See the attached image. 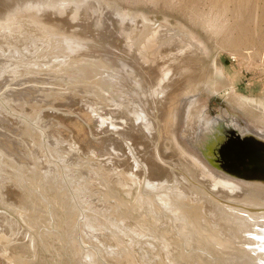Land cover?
<instances>
[{"label":"bare ground","instance_id":"bare-ground-1","mask_svg":"<svg viewBox=\"0 0 264 264\" xmlns=\"http://www.w3.org/2000/svg\"><path fill=\"white\" fill-rule=\"evenodd\" d=\"M223 9L226 10L227 6ZM214 20H208L207 27L215 36H219L228 25L226 21L217 24L214 23ZM118 22L120 23V20H117V24L112 26V31L105 35L102 33L94 34L92 30H72L69 33L76 36L75 41L74 36L65 35L67 34L65 31L62 35L67 36L68 41H74V45L64 46L66 49H60L56 59L50 60V64L66 60L64 63L73 62L80 67L77 70L73 69L72 75L65 76L67 83L72 79H77L73 83L75 81H79V84L80 82L83 83L81 79H84V72L86 73L84 77L86 75L91 77V80H89L91 82L87 83L90 87L85 88L82 84L83 88L74 92L79 94L81 99L78 97L71 99L46 98L42 101L45 102L44 107H48L52 112L57 111L56 114L59 112L58 115L53 113L55 116L49 114L47 117L49 121L45 122L44 126L50 130L52 129L51 125L54 123L57 130L66 131L68 135V138L65 139L62 133L59 135L52 133L51 130L48 132L49 135L52 133L51 137L54 141L62 144V149L56 145H52V147H58L60 151L69 156L68 158H64V155L58 157L64 166H70L81 173L80 177L71 178L74 181V183L72 182L74 191L79 193V190L84 189L85 197H94V202L91 204H94V208L100 215H118L120 219H124L126 214L134 208L144 209L142 204L145 203L144 205L150 210V212L146 211L151 218V222L158 224L160 217L157 209L161 207L174 220L172 222L170 217L167 216L172 225L171 229L176 231L174 227L180 228L179 231H176V237L181 251H188L187 254L190 255L193 246L196 252L199 251L201 256H205L204 251L211 253L217 249V253L213 255L214 261L210 262L211 264H264V183L254 180H238L219 169V166L215 163L214 145L220 137L214 134L216 123L212 120L204 118L199 124L201 126H197L196 123H189L191 131L188 134L192 132L191 144L196 150L200 151V156H198L200 160L210 163L223 178L209 172L203 167V164L187 153L178 144L171 131V119L174 118L178 106L187 94L201 83L196 77L200 68L197 67L196 61H193L196 56L195 50L191 48L193 46L192 41L188 36L173 30L176 38L161 33V48L159 49L156 48L159 45L158 37L160 35L158 33L147 34L144 38L137 39L136 44L132 46V40H129L132 37H129L131 34L124 31V28L129 27L130 23L125 22V26H122ZM53 33L58 37V41L60 38L59 33ZM165 37H171V39L168 41L164 39ZM154 42L156 45H154ZM56 43L58 44V42ZM187 58L192 61L184 62L188 60ZM81 59L92 60L98 67H88L92 70L88 71L80 65L79 61ZM261 67L264 66L261 65ZM25 71H19L18 75L26 74ZM54 72L57 73L55 70ZM102 75H107L109 80L103 79ZM30 76L35 78L39 75L36 73ZM6 77L10 80L9 76L6 75ZM37 78L43 79V77ZM47 83L51 87V81ZM57 87L59 88L56 85L53 89L60 91L61 88L55 89ZM101 87L105 89V93ZM35 88L37 89L39 86H35ZM72 93L73 91L69 92V94ZM10 94L16 100L7 99V103H12L20 110V113L26 111L29 115H34L40 111L45 112L42 105H32L33 95L29 92L27 94L20 93L19 95ZM64 108L69 112L78 110L84 116V120L80 119L78 115L60 111ZM7 121L11 123L12 132L5 134L7 128L3 129L0 125V134L7 135L6 138H0V151L4 152L11 160V164H9L12 168L8 166V169H17L18 171L15 170V172L20 173L21 177H25L28 182L31 180V175L42 171L43 177L39 178V184L35 183L37 191H43V184L50 187L49 183H52L46 174V170L58 169L59 166L51 164L52 160L46 163L47 160L44 154L27 142V138L31 137L29 126L24 125V127H21L20 125L23 124L18 120L11 118L10 121L2 115L0 116V123ZM77 124H80V126L78 125V127ZM231 125L233 127L230 128L231 132L241 137L251 136L264 142V132L260 135L249 131L240 122H232ZM76 127L81 129L79 139L82 138L85 141L77 148L72 143ZM217 130L219 129L217 128ZM166 142L174 146L164 148ZM100 146H103L105 150H100ZM79 152H82V154L87 152L92 159L80 158ZM1 154L0 167L1 159H4ZM38 154V157L42 159L40 162L38 161ZM4 170L0 169V177ZM31 171L32 174H30ZM153 175L154 181L151 183L150 179ZM9 177L7 176V178ZM18 178L10 180L15 185L14 183L11 185L12 183L8 180L0 182L2 183L0 184V191H3L5 187L7 189L9 187L14 192H22L23 197H25L23 199H30L31 201V198L27 197L23 191L27 188L25 187L26 181L23 183ZM228 180L238 182L248 188L238 187L229 183ZM135 187L139 188L137 196L132 200V204H128L130 201L124 199L122 194L129 196L126 193H129ZM28 192L38 201L34 190V193ZM11 196L12 198L6 201L21 206L23 203L22 195L17 196L13 193ZM13 196L20 197L19 200L21 199L22 203L19 200V202H13ZM60 196L64 197V194L58 193L57 197ZM7 197H10V195ZM26 202L24 201V203ZM105 230L109 231L111 239L116 240L118 238V229L110 230L107 225H104L103 231L105 232ZM28 231L27 233H30ZM27 233H21L23 237H18L21 239L16 237L18 240L8 239L6 242L7 248L6 245H0V262L11 264L9 259H15L12 264H32L36 261V238L35 235ZM17 234L19 235L18 232ZM135 234L140 238L147 237L150 241H158L154 238L153 231L146 229L145 226H140ZM5 235H7L6 231H0V241L3 240L4 244L3 237ZM13 243L20 246L13 245L12 250L22 247L25 252H22L19 256L12 254L10 245ZM131 245L134 247L132 239L129 246ZM171 245L167 235H163L161 244L154 249L155 257L161 260V264H181L187 259V254L182 252L176 259L171 258L168 254ZM45 247L48 248L47 245ZM119 247L122 258L117 255L119 253L117 250H110L115 255L112 264H137L135 257L127 247ZM192 251L194 252V250ZM29 252L34 253V257H30ZM77 255L73 253L75 264H77V261L90 263L87 258L80 257L79 253ZM201 256H199L200 260L205 264H209L208 260L205 262L206 259ZM209 260H212V257Z\"/></svg>","mask_w":264,"mask_h":264},{"label":"rangeland","instance_id":"rangeland-1","mask_svg":"<svg viewBox=\"0 0 264 264\" xmlns=\"http://www.w3.org/2000/svg\"><path fill=\"white\" fill-rule=\"evenodd\" d=\"M225 6H227L226 10L223 9ZM210 19H215L214 23L217 24L226 21L228 27L222 32L223 34L220 33L219 36H215L208 29L207 22ZM117 20H120V23H118L122 26H125V22L130 23L129 27L124 28V31L131 34L129 37H132L129 40H132V46L136 44L137 39L144 38L147 34L158 33L160 35L158 37L159 45L156 48L159 49L161 48V33H166L165 35L172 37L176 35L173 30L188 36L192 41L193 46L191 48L195 50L196 56L193 61H196L197 67L200 68L196 77L201 83L182 100L174 114V118L171 119L170 125L178 144L203 164L205 169L222 177L210 163L203 162L198 157L200 151L196 150L191 144L192 132L188 134L191 131L189 123H196L197 126H201L199 124L204 118L212 120L216 123L214 134L219 137L224 136V130L229 131L230 128H233L232 122H240L247 130L260 135L264 132V67H261V65L264 66V0H0V116L2 115L10 121L11 118L18 120L23 124H19L21 127H24V125L29 126L31 137L27 138V142L44 154L47 160L46 163L52 160L51 164L59 166L58 169L46 170L52 184L49 183L50 187L43 184V191H37L36 184H39L38 180L43 177V172H35L34 175H31L30 182L34 181L30 184L25 180V177L22 178L20 173L15 172L17 169H8L11 160L4 152L0 151L1 156L4 157V159H1L0 169H5L1 174L0 182L7 180L9 182L13 178L17 179L19 177L18 179L22 180L23 183L26 181L27 191H23L27 197L31 198V201L30 199H23L25 197H23L22 192H14L9 187L8 189L5 187L3 191H0V231H6L7 233L3 237L5 244L2 240L0 245H6L7 248L6 242L8 239L15 240L16 237H23L21 233H27V230H29L28 232L33 236L35 235V245L37 247V258L32 264H75L73 253L76 255L79 253L80 257H85L90 262L77 261V264H91L92 262V264H112L115 255L110 250H117L119 252L117 255L122 258L119 246L127 247L135 257L137 264H161V260L155 257L154 249L161 244L163 235H167L172 244L168 250L171 258L176 259L181 252L184 254L188 252L181 251L176 237V231H179L180 228L174 227L176 231L171 229L172 225L167 216L170 217L172 222L174 220L161 207L157 209L160 217L158 224L151 222V218L147 215V211L150 212V210L144 205L145 203L142 204L144 209L134 208L130 212L131 214H126L124 219H120L118 215H100L94 208V204H91L94 202V197H85L84 189L79 190V193L73 189L72 182L74 183V181L71 178L80 177L81 173L70 166H64L58 158L63 155L64 158L69 156L60 151L62 144L54 141L51 134L57 133L60 135L62 133L63 137L67 139L66 131L57 130V126L53 123L51 125L52 129H50L52 133L49 135L50 130L44 126L49 121L47 120L48 115L55 116L54 114L57 111L52 112L48 107H44L45 102H42L43 100H46V98L71 99L75 97L81 99L80 95L74 92L83 88L82 84L85 88L90 87L87 83L91 82L89 81L91 77L87 75L84 77L85 72L83 73L84 79H81L83 83L80 82L79 84V81L73 83L77 79L66 82L65 76L72 75L74 70L80 68L73 62L64 63L66 60H63L62 63L50 64V60L56 59L60 49L64 50L66 49L64 46L74 45L76 36L69 32L85 29L92 30L94 34L102 33L105 35L112 31V26L117 24ZM65 31L67 32L65 35L74 36L73 42L68 41L69 38L62 35ZM53 32L59 33L60 38L58 41V37L53 35ZM171 37H165L164 39L169 41ZM173 38H176V36ZM154 45H156L155 42ZM187 59L184 62L190 60ZM247 61H250V63ZM79 62L88 71H92L88 67H98L92 60L81 59ZM22 70H26L27 73L19 76V71ZM34 72L39 75L37 77H43V79L30 76L36 74ZM6 75L10 77V80L7 79ZM133 77L136 79L135 76ZM104 78L107 81L109 80L107 75L103 76ZM48 81H51V87H49ZM56 85L63 91H55L53 88ZM35 86H39V88L36 89ZM72 91L73 93L69 94ZM102 91L106 92L103 88ZM27 92L33 95L32 105H42L45 112L40 111L34 115H29L26 111L20 113V110L12 103H7V99H15L10 93L19 95L20 93L27 94ZM60 111L78 115L80 119L84 120V116L78 110L69 112L64 108ZM0 125L3 129L7 128L5 134L12 132L11 123L8 121L2 122ZM78 125L80 126V124ZM78 127L74 130V140L72 141L76 148L85 143L82 138L79 139L81 129H77ZM124 132L126 131L124 130ZM229 136L232 138V135ZM1 137L6 138L7 135L0 134ZM52 145H56L60 149L52 147ZM171 146L174 145L167 142L164 144V148ZM99 148L100 150L104 149L103 146ZM79 156L83 159H92L87 152L86 154L79 152ZM38 159L39 162L42 160L40 157ZM87 169L90 171L88 167ZM6 174L8 177L12 174L13 177L11 175L7 178ZM30 174H32V171ZM150 181L153 183L154 175L151 176ZM228 182L241 188L242 186L248 188L232 180H228ZM10 183L13 185L14 182L10 181ZM7 185L12 187L8 183ZM135 188L129 193L124 192L129 196L122 194L124 199L130 201V203L127 202L128 204H132V200L137 196L139 188ZM28 191L34 193L38 197V201ZM10 192L17 194V196L22 195L23 201L19 200L20 197L13 196V202L22 201L24 203V201H27L28 204L22 202L21 206L10 204L6 201L12 198L11 194L13 193ZM58 193H63L64 197H57ZM9 195L10 197H7ZM59 200L62 202L60 203ZM23 205L26 207H22ZM65 215L67 216L66 219ZM21 223L27 230L22 227ZM103 224L107 225L110 230L118 229L119 234L116 240L110 238L109 231H103ZM140 226L151 229L154 238L158 241H150L147 237L140 238L136 236L135 233ZM131 239L134 242V247L129 246ZM9 242L11 243V241ZM13 245L20 246L16 243L10 245L12 254L19 256L22 252H25L22 247L12 250ZM191 252L190 255H186L187 259L181 264H205L199 258L201 256L199 251L196 252L193 246ZM29 253L30 257H34V253ZM203 253H206L204 255L207 256L202 255L201 257L206 259L205 262L208 260L211 264L210 262L214 261L213 255L217 253V249L211 253L209 251ZM211 257L212 260H209ZM14 261L15 259H9L11 264ZM0 264H5V262H0Z\"/></svg>","mask_w":264,"mask_h":264},{"label":"water","instance_id":"water-1","mask_svg":"<svg viewBox=\"0 0 264 264\" xmlns=\"http://www.w3.org/2000/svg\"><path fill=\"white\" fill-rule=\"evenodd\" d=\"M223 135L213 144L219 169L238 180H254L263 184L264 142L251 136L241 137L230 130H224Z\"/></svg>","mask_w":264,"mask_h":264}]
</instances>
